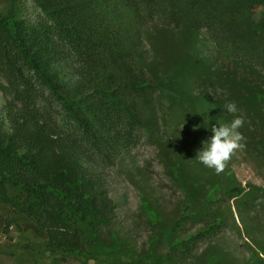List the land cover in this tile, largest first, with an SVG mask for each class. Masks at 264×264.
<instances>
[{"label": "trees", "instance_id": "16d2710c", "mask_svg": "<svg viewBox=\"0 0 264 264\" xmlns=\"http://www.w3.org/2000/svg\"><path fill=\"white\" fill-rule=\"evenodd\" d=\"M7 3L0 12V204L11 216L0 254L90 259L100 251V228L117 217L107 170L142 132L151 138L159 129L144 31L152 23L203 29L216 46L264 71V0ZM146 201L142 210L175 264L194 259L200 243L228 224L208 197L196 210L202 224L172 237L183 216L163 227ZM29 224L43 232L37 247L9 235L12 225ZM116 253L137 257L130 248Z\"/></svg>", "mask_w": 264, "mask_h": 264}, {"label": "rangeland", "instance_id": "374dc122", "mask_svg": "<svg viewBox=\"0 0 264 264\" xmlns=\"http://www.w3.org/2000/svg\"><path fill=\"white\" fill-rule=\"evenodd\" d=\"M7 8V0H0V12ZM143 38L150 53L143 65L157 83L153 92L159 129L151 138L141 131L130 151L107 170L117 217L100 228V251L90 259L73 260L44 251L35 257L0 254V264H175L141 203L147 200L163 227L183 216L172 237L185 236L202 224L196 210L208 197L218 200L214 207L229 215L228 224L201 242L186 264H264V71L216 46L203 29L152 23ZM2 99L0 92V105ZM226 101H235V115L244 119L239 129L243 138L217 174L195 157L212 135L210 126L233 118L224 110ZM10 216V206L0 204V231ZM9 231L14 242L37 247L43 241V232L32 224L22 230L12 225ZM127 248L137 257L116 253Z\"/></svg>", "mask_w": 264, "mask_h": 264}, {"label": "clouds", "instance_id": "9594fccd", "mask_svg": "<svg viewBox=\"0 0 264 264\" xmlns=\"http://www.w3.org/2000/svg\"><path fill=\"white\" fill-rule=\"evenodd\" d=\"M224 95L227 93L224 92ZM223 107L227 113L233 115V118L230 121L210 126L212 135L202 142V147L197 151L195 157L198 162L206 168L214 170L217 174L223 171L225 162L241 146L240 141L243 138L239 129L243 125L244 119L242 116L235 115L239 111L235 101H226Z\"/></svg>", "mask_w": 264, "mask_h": 264}]
</instances>
